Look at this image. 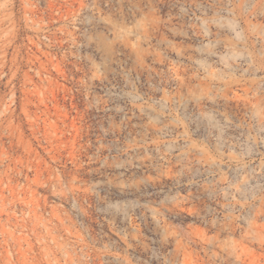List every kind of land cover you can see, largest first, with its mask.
<instances>
[{"label": "rangeland", "instance_id": "1", "mask_svg": "<svg viewBox=\"0 0 264 264\" xmlns=\"http://www.w3.org/2000/svg\"><path fill=\"white\" fill-rule=\"evenodd\" d=\"M0 264H264V0H0Z\"/></svg>", "mask_w": 264, "mask_h": 264}]
</instances>
